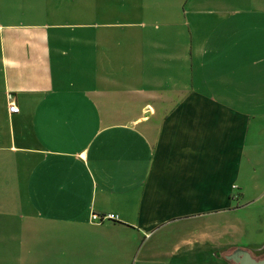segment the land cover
I'll list each match as a JSON object with an SVG mask.
<instances>
[{
  "label": "crops",
  "instance_id": "1",
  "mask_svg": "<svg viewBox=\"0 0 264 264\" xmlns=\"http://www.w3.org/2000/svg\"><path fill=\"white\" fill-rule=\"evenodd\" d=\"M259 200L264 0H0V264H231Z\"/></svg>",
  "mask_w": 264,
  "mask_h": 264
},
{
  "label": "rangeland",
  "instance_id": "2",
  "mask_svg": "<svg viewBox=\"0 0 264 264\" xmlns=\"http://www.w3.org/2000/svg\"><path fill=\"white\" fill-rule=\"evenodd\" d=\"M233 218L240 221V225L226 232L225 240L235 238L241 247L250 249L254 256L262 255L264 253V200L242 206ZM229 262L234 264L232 261Z\"/></svg>",
  "mask_w": 264,
  "mask_h": 264
},
{
  "label": "water",
  "instance_id": "3",
  "mask_svg": "<svg viewBox=\"0 0 264 264\" xmlns=\"http://www.w3.org/2000/svg\"><path fill=\"white\" fill-rule=\"evenodd\" d=\"M227 261L235 262V264H264V257L256 258L247 248L237 247L231 253L225 254Z\"/></svg>",
  "mask_w": 264,
  "mask_h": 264
},
{
  "label": "built area",
  "instance_id": "4",
  "mask_svg": "<svg viewBox=\"0 0 264 264\" xmlns=\"http://www.w3.org/2000/svg\"><path fill=\"white\" fill-rule=\"evenodd\" d=\"M8 110L9 112H17L19 110L18 105L14 102V100L8 101ZM113 218L112 213H103V214H97L95 212H92L90 214V220L96 223H99L105 219H111Z\"/></svg>",
  "mask_w": 264,
  "mask_h": 264
},
{
  "label": "trees",
  "instance_id": "5",
  "mask_svg": "<svg viewBox=\"0 0 264 264\" xmlns=\"http://www.w3.org/2000/svg\"><path fill=\"white\" fill-rule=\"evenodd\" d=\"M236 247H231V248H228L227 251L225 252H231L232 250H234ZM261 257H264V253L260 256H257L256 258H261Z\"/></svg>",
  "mask_w": 264,
  "mask_h": 264
},
{
  "label": "flooded vegetation",
  "instance_id": "6",
  "mask_svg": "<svg viewBox=\"0 0 264 264\" xmlns=\"http://www.w3.org/2000/svg\"><path fill=\"white\" fill-rule=\"evenodd\" d=\"M236 248H237V247H236ZM236 248H235V249H236ZM235 249H234V250H235ZM234 250H232V251H234ZM252 255H253V253H252ZM253 256H254V255H253ZM255 257H256V256H255ZM234 264H235V262H234Z\"/></svg>",
  "mask_w": 264,
  "mask_h": 264
}]
</instances>
